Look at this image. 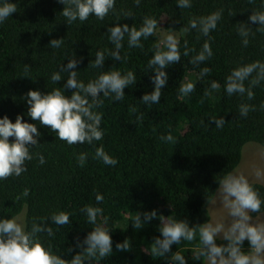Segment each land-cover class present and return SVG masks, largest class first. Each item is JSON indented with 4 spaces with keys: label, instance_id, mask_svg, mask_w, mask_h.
<instances>
[{
    "label": "trees",
    "instance_id": "trees-1",
    "mask_svg": "<svg viewBox=\"0 0 264 264\" xmlns=\"http://www.w3.org/2000/svg\"><path fill=\"white\" fill-rule=\"evenodd\" d=\"M12 2L17 12L0 24V117L7 115L14 122L17 114L26 112L22 96L29 89L46 92L62 87L65 81L55 85L50 75L73 53L77 59L83 58L77 72L84 83L109 70H131L137 81L124 89L121 101L101 97L103 103L96 110L103 117L104 136L92 145L69 146L56 139L47 126L38 128L42 133L40 144L30 148L33 159L25 161L26 171L19 177L0 180V217H16L25 208V226L30 228L33 221L39 223L55 212L68 213V224L57 227L46 221L54 235L42 233L39 238L51 247L52 254L70 260L76 254L83 255L76 243L95 227L87 223L80 209L85 205L99 207L97 223L110 230L113 252L106 258L85 255L84 264H168L175 251L186 257L187 264H203L192 260L198 240L173 244L166 258L152 254L151 243L160 235L161 221L168 218L187 220L190 226L207 222L217 181L239 165L244 145L255 142L264 148V109L260 107L264 103V81L252 87L251 100L246 95L228 96L223 90L225 77L233 68L264 63V31H257L258 22L248 20L252 12L264 10V0H192L188 9H179L176 0H141L139 6L133 0H117V15L121 10L132 12V17H120V24L139 27L142 18L150 16L168 32L180 33L191 18L222 12L217 28L209 34L213 56L199 66L189 60L208 38L195 30L180 33V51L183 53L187 41L189 55H181L179 63L166 69L168 82L158 104L152 105H144L140 99L153 89L150 77L154 73L146 66L153 54L154 38L142 40L143 49H129L125 44L121 62L109 56L103 69H92L88 64L96 51L113 47L106 30L117 16L109 14L103 21L90 16L83 23L67 25L60 13L63 5L56 0ZM241 22L251 29L247 47L242 46L236 31ZM52 39H63L61 48L51 49ZM204 67L210 71L198 79ZM61 75L66 77L65 73ZM212 81L220 87L210 89ZM186 82L194 83V91L178 95L180 84ZM71 92L66 89L65 95ZM241 104L254 110L242 117L238 111ZM221 117L225 120L222 127L210 123L211 118ZM161 136L171 139L161 140ZM101 146L118 161L115 166L95 158V149ZM82 152L87 154L83 167L75 159ZM37 154L44 156V164L39 163ZM250 184L264 199V185ZM24 189H28L27 197L22 195ZM97 193L103 196L99 204L95 201ZM152 210H156L157 219L137 227L138 212ZM124 240L127 251H116V243Z\"/></svg>",
    "mask_w": 264,
    "mask_h": 264
},
{
    "label": "clouds",
    "instance_id": "clouds-1",
    "mask_svg": "<svg viewBox=\"0 0 264 264\" xmlns=\"http://www.w3.org/2000/svg\"><path fill=\"white\" fill-rule=\"evenodd\" d=\"M62 4L60 12L65 18L67 25L79 21L83 23L94 17L103 21L109 14L117 16V20L107 27V39L113 47L97 50L95 57L88 64L92 69H103L107 57L121 62V49L125 47L143 49L142 40L154 38L153 54L147 61V69L154 75L150 77L153 89L142 95L140 102L144 105L158 104L162 89L166 86L169 76L166 69L177 64L181 55L188 56L187 41L184 43L185 50L180 51V39L175 31H162L158 20L150 16L142 18L139 27L120 24V17H132L130 10H121L117 15V0H56ZM134 5L139 6L141 0H133ZM179 9H188L192 6V0H176ZM17 12V5L12 0H0V24H3L13 13ZM222 12L215 11L207 16L191 18L186 27H182L181 33L186 34L195 30L201 36L208 39L201 45L189 63L199 66L206 60H210L213 51L209 40L210 32L217 28L221 20ZM250 22H258L257 31H264V10L252 12L248 17ZM237 34L241 38L242 46L247 47L251 29L246 23H239ZM63 39H52L51 49L61 48ZM67 63L61 64L59 69L50 75L52 83L57 85L61 80L65 83L62 87H55L50 91L29 89L22 100L26 104V112L17 114L12 122L7 115L0 117V180L8 177H19L26 171L25 161L33 159L30 148L37 146L42 136L38 128L48 127L55 138L67 145L88 144L103 139L104 130L101 127L102 114L97 111L103 103V98H111L112 101L123 100L124 89L136 83L133 71L122 73L119 70L100 71L95 79L84 83L78 79L77 65L83 59H77L75 54L66 57ZM126 60V57L123 58ZM27 71V69L25 70ZM209 68L200 70L198 79L209 73ZM65 73L66 77L61 74ZM253 74H255L253 76ZM27 77V76H25ZM248 81V87L245 86ZM264 81V63L259 61L233 68L225 77L223 90L228 96H245L248 100L253 98L252 87L258 86ZM220 85L212 81L210 89L215 90ZM192 82L181 83L180 96H187L194 91ZM71 89V95H65V90ZM102 93V95H100ZM208 93L206 92L205 95ZM264 109V103L260 105ZM254 108L248 104L239 106V115L246 117ZM134 111V109H133ZM24 117L30 118L35 123H29ZM217 128L225 123L224 117L211 118ZM12 138L11 142L9 138ZM171 136H161V140H170ZM40 164H44L45 158L37 154ZM95 158L108 166H115L117 160L107 154L103 147L95 149ZM79 166L83 167L86 153H80L75 157ZM257 178L264 175L261 171L255 172ZM215 190V204L226 210L225 215L216 222H210L190 226L184 219L177 220L168 218L161 221L159 236L151 243V253L166 258L171 253L173 244L179 245L181 241L192 243L198 240V246L192 252L193 261H203V264H264V199L259 192L250 184L244 175L226 174L217 181ZM22 195H29L28 189H24ZM20 197L18 196L17 199ZM100 193L95 195L97 204L102 202ZM80 212L86 217L89 224L95 225L86 234L83 241H77L76 247L80 248L81 254L74 255L70 260L60 255L52 254L50 246H46L39 238V234L54 235L51 225L57 227L69 223V214L59 211L51 214L47 219L33 221L30 228L18 221L16 217H0V264H84L87 257L106 258L113 252L110 230L97 223V216L101 212L99 207L85 205ZM255 215H252V214ZM164 217V216H163ZM157 219L156 210L144 211L137 214L136 226L141 223L147 224ZM219 241V243H218ZM247 241V248L244 243ZM116 251H127L126 240L115 245ZM168 264H187L186 257L179 251L171 253Z\"/></svg>",
    "mask_w": 264,
    "mask_h": 264
},
{
    "label": "rangeland",
    "instance_id": "rangeland-1",
    "mask_svg": "<svg viewBox=\"0 0 264 264\" xmlns=\"http://www.w3.org/2000/svg\"><path fill=\"white\" fill-rule=\"evenodd\" d=\"M162 31H166L162 24H159ZM179 32V31H178ZM175 31V34L179 37L180 33ZM182 35V33H181ZM259 170L264 173V148L258 143L248 142L244 145L242 150V157L239 165L230 174L233 175H244L249 182H259L264 185V175L257 178L255 172ZM219 204H215V196L208 206L210 222H216L218 219L222 218L226 210L222 207H218ZM25 215L26 209L24 208L19 215L16 216L18 221L25 225Z\"/></svg>",
    "mask_w": 264,
    "mask_h": 264
}]
</instances>
